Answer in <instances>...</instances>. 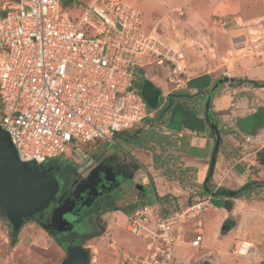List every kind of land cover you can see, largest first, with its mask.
Segmentation results:
<instances>
[{
  "label": "built area",
  "instance_id": "built-area-1",
  "mask_svg": "<svg viewBox=\"0 0 264 264\" xmlns=\"http://www.w3.org/2000/svg\"><path fill=\"white\" fill-rule=\"evenodd\" d=\"M186 63L182 47L146 31L141 12L123 0H90L76 19L60 0L8 1L0 8V127L23 163L70 157L81 144L116 146V134L152 116L133 87L137 71L167 64L179 90ZM163 204L155 198L126 214L146 251H121L124 263L190 264L178 250L202 247L199 218L210 200L168 213Z\"/></svg>",
  "mask_w": 264,
  "mask_h": 264
},
{
  "label": "rangeland",
  "instance_id": "rangeland-1",
  "mask_svg": "<svg viewBox=\"0 0 264 264\" xmlns=\"http://www.w3.org/2000/svg\"><path fill=\"white\" fill-rule=\"evenodd\" d=\"M8 1L14 0H0V8ZM123 1L141 12L146 31L150 32L155 29L164 35L168 41H176L181 44L186 55V72L188 75L204 72L206 69L203 67L198 69L196 65L200 63L201 66L207 60L215 62L218 60L217 52H225L227 49L230 50V54L225 53L226 59L222 62L229 66V69H225V71H228L231 77H243L244 74L239 71L240 64L238 63L243 55L247 56L248 64H258L262 62L259 61L260 58L264 61V53H260V51L264 52V0ZM84 2L89 3L90 0H75L76 5ZM149 3H152L150 7L148 6ZM175 8H178L183 14L179 15ZM94 19L98 21L97 18L94 17ZM216 38L219 39L216 40ZM213 55L214 58L212 59L211 56ZM248 69L253 74L254 80L255 78H264V67L262 69L254 67L255 70L253 71ZM170 74L171 69L167 64L161 67L145 66L143 70L137 71L133 87L139 93L142 82L148 79L160 90L163 100L165 98L163 95L172 92L174 89V85L167 81ZM192 103L194 102L186 101L190 108L196 105ZM200 104L197 108L202 111V103L200 102ZM147 110L152 115L155 113L150 108ZM215 123L218 132L224 133L221 130L222 126L219 119ZM141 125L144 127L141 132H145L141 136L143 141L147 139L146 136L151 135L150 132L154 134L153 139L145 142L142 148H135L131 145L130 141L126 139L128 138L127 134H116V146H109L103 141L92 142L90 145L81 144L72 156L51 159L48 164L58 166L61 176L69 181L75 177L79 161L85 165L88 160L94 161L110 155L122 157L123 154L127 153L135 158V161L141 166L135 178L140 181L144 175L148 174L149 185H143V191L140 195L135 189L138 183H129V186H123L120 191L112 195L115 200L128 201V203L139 200L141 203L151 204L154 202L152 194L154 190L156 193L167 196L168 200L175 201L177 209V206L185 204L187 198L190 200L193 197H200L202 190L196 185V175L192 173L182 175L176 163L175 165L173 163L176 156L175 139L171 137L172 133L166 135L168 132L166 124L161 125L158 122L148 124V121H143L130 130L134 132L133 130L140 128ZM183 141L185 142H183V146H185L187 143L185 139ZM214 144L215 142H212L211 155ZM159 146L163 147V151H160ZM83 153L86 154V157L83 156ZM154 155L160 156L158 163H154L152 159ZM263 180L264 175L262 174L255 182H262ZM207 187L212 191L217 189L212 181L207 184ZM238 188L241 187H236L233 190ZM257 188L254 189L253 193L245 194L238 199L227 198L222 201L223 199L220 198V206H215L212 201V206L216 209L206 210L199 218L202 223V247H181L177 252L178 259L193 264L196 259L208 253L206 256L213 261V264L263 263L264 186ZM226 202L230 205L228 211L223 208ZM162 207L165 213L169 212L167 205H162ZM226 215L237 222V227L233 228V231L231 230L227 235L220 236L218 229ZM100 218H103L100 223H104L103 228H99L97 233L94 231L96 236L93 238L82 242V246L87 249L90 264H126L121 258V251H126L131 255L145 253V243L127 231L129 222L125 214L119 210H111L105 215L100 214ZM193 227V224L187 226L189 239ZM112 242L114 243L112 244ZM244 242H249L250 246L246 250L247 254L240 256L236 250ZM64 257L63 250L56 242L38 224L32 221L25 222L17 237L12 238L11 227L0 211V264H60Z\"/></svg>",
  "mask_w": 264,
  "mask_h": 264
},
{
  "label": "crops",
  "instance_id": "crops-1",
  "mask_svg": "<svg viewBox=\"0 0 264 264\" xmlns=\"http://www.w3.org/2000/svg\"><path fill=\"white\" fill-rule=\"evenodd\" d=\"M151 5L152 3H149L148 6L150 7ZM175 9L179 15L183 14L178 8ZM151 31L165 38L159 31L155 29ZM165 39L167 40V38ZM218 39L216 38V40ZM171 43L181 47V44L176 41H171ZM222 52H217L218 60L215 62L207 60L201 66L200 63L196 65L198 69L202 67L206 69L204 72L196 75L191 73L188 75L186 72L187 82L179 90H186L190 95L196 94L199 90H204L205 94L204 97L202 96V101L197 96L194 98L196 100H194L197 105L196 107H199L200 102L203 107V101L212 91L210 102L211 113L209 116L213 118L211 121L215 125V121L219 119L222 126L221 130L224 132L222 134L219 133L221 143L215 159L212 183L215 184L217 189L233 190L236 187L243 186L250 180L257 181L262 174L264 175V166L257 162V153H264V78H255L254 80L253 74L251 71H248V68L252 71L255 70L254 67L262 69L264 61L260 58L261 60H258L262 62L254 65L248 64L247 56L243 55L238 60L240 64V68H238L244 74L243 77H231L228 71H225V69H229V66H226L222 62L226 59L225 53L230 54V50L227 49L225 52ZM260 53L264 52L260 51ZM211 58L213 59L214 55ZM228 76L236 80V82L218 83L219 79ZM237 81H240V83H237ZM251 82L259 84L260 87L255 86ZM173 91L175 90L173 89ZM170 93L163 95V97L166 98ZM165 98L162 102L165 101ZM167 119L166 129L168 132H166V135L172 133L171 137L175 139L176 165L185 174L192 173L196 175L197 180L195 182L201 185L209 169L211 145L212 142H215V136L213 138L211 135V128L206 122L204 112L196 113L190 109L174 107L167 115ZM184 139L187 143L185 146H183ZM142 180H144V183L141 182L143 185H149L148 174L144 175ZM152 194L154 199L157 198L161 202L166 201V204L163 205H167L169 211L176 210L175 201L172 199L168 200L167 196L156 193L154 190ZM215 198L217 199H213L207 195L205 199H209L210 203L213 201L215 206H220V198L223 199L222 201L227 199L225 197ZM211 208L215 207L211 206ZM235 223L234 228L237 227V222L235 221Z\"/></svg>",
  "mask_w": 264,
  "mask_h": 264
},
{
  "label": "water",
  "instance_id": "water-1",
  "mask_svg": "<svg viewBox=\"0 0 264 264\" xmlns=\"http://www.w3.org/2000/svg\"><path fill=\"white\" fill-rule=\"evenodd\" d=\"M233 81V78L223 77L218 80V83ZM139 93L148 108L152 110L158 109L161 92L151 81L145 79L142 82ZM211 95L212 91L203 101V112L211 130L214 132L215 144L208 174L202 183V187L204 192L211 198L226 197L232 199L235 197L237 190L216 189L212 191L207 187L208 179L213 174L220 143L217 126L208 119L211 113ZM51 169L53 168H46L44 164L36 165L33 162H20L9 134L0 127V211L11 227L12 238L17 237L22 226L27 221H36L43 229H46L45 224L40 219L49 206L55 202L61 189L60 180L55 173L51 172ZM109 172H111L109 168L104 170L105 178L108 180L111 179ZM112 175L115 174L113 173ZM95 177L96 172L93 171L86 180L84 187H91L92 180ZM135 187L137 191L143 190L141 184H137ZM89 192L88 196L94 194L96 190L91 188ZM68 200L69 198L64 199L54 209L51 216V225L54 230L60 233L68 232L71 229L69 227L70 223L64 218V215L70 211L67 207ZM223 208L228 211L230 210V205L226 202ZM235 225V221L226 215L220 223L218 235H227ZM60 264H90L87 249L81 245L69 243L68 246H65V257ZM195 264H213V261L209 260L208 256L203 255L196 260Z\"/></svg>",
  "mask_w": 264,
  "mask_h": 264
},
{
  "label": "flooded vegetation",
  "instance_id": "flooded-vegetation-1",
  "mask_svg": "<svg viewBox=\"0 0 264 264\" xmlns=\"http://www.w3.org/2000/svg\"><path fill=\"white\" fill-rule=\"evenodd\" d=\"M83 156L86 157V154L83 153ZM135 160L126 153L122 157L110 155L94 161L88 160L85 165L79 161L76 175L69 181L61 176L58 166H52L48 164L49 162L44 163L46 168H53L51 172L55 173L60 180L61 189L55 202L49 206L40 219L46 229H43L36 221L32 222L38 224L63 250L64 254L65 246H68L69 243L82 246V242L90 240L96 236L99 228H103L104 223L100 224L103 221V218L99 219L100 214L105 215L111 210L125 208L139 201L133 200L128 203V201H118L112 198L115 192L120 191L123 186L129 183H138L143 186L142 178L140 181L135 178L141 169L140 164ZM107 168L112 174H115L112 175L109 172L110 180L105 178L104 170ZM93 171L96 172V177L92 180L91 187L85 188V182ZM91 188L96 192L88 196ZM142 191H138L140 195ZM66 198H69L67 207L70 211L64 215V218L70 223L71 229L68 232L60 233L54 230L51 225V216L54 209Z\"/></svg>",
  "mask_w": 264,
  "mask_h": 264
},
{
  "label": "trees",
  "instance_id": "trees-1",
  "mask_svg": "<svg viewBox=\"0 0 264 264\" xmlns=\"http://www.w3.org/2000/svg\"><path fill=\"white\" fill-rule=\"evenodd\" d=\"M60 2H61L63 9L69 13L70 18H72V19H76L77 16L83 11V9L87 5V3H85V2L83 4L76 5L75 0H60ZM76 6H78V7H76ZM234 81L236 82V80H234ZM237 83H240V81H237ZM251 83H253L255 86L260 87V85L255 83V82H251ZM204 94H205L204 90H199L194 95H190L188 92H186V90H175V91H173L167 95L164 102H162L163 100L161 98L158 109L154 110L155 113H153L152 116L146 118L144 121H148V124H155L156 122H158L161 125H165L167 123V120H168L167 115L172 111V109L174 107L190 109V110L195 111L196 113H202L203 107H202V111H200L196 107V105H194L195 107L190 108L188 106V104H186V101H192V102H194L192 104H196V102H195L196 100L194 98L197 96V98H199L202 101ZM208 119L211 121L210 116H208ZM206 122H207V120H206ZM143 129H144V127L141 125L140 128L133 130L134 132H132V130H126V131H122V132L118 133V135H123V134L126 135L127 134L128 138H126V139H128L130 141L131 145H133L135 148H142L143 144L145 142L151 141L153 139V135H154V134H152V132H150L151 135L146 136L147 139L145 141H143V139L141 137L145 133V132H143V133L141 132ZM211 135L214 138L215 135H214V132L212 130H211ZM220 143H219V145H220ZM88 145H90V144H88ZM159 147H160V151H163L162 150L163 147L162 146H159ZM257 158H258L257 162L260 165L264 166V153L263 152L257 153ZM152 159H153L154 163H158L160 156L154 155ZM176 161H177V157L175 156V160H173L174 165H175ZM179 170H180V168H179ZM180 172L182 175L185 174L184 172H182V170H180ZM207 174H208V171L206 173V176H207ZM211 181H212V176L209 177L207 184L209 182L211 183ZM196 185H198V184H196ZM198 186L202 190L200 197H193L190 200H188L189 198H187L185 204H183L182 206H177L176 210L180 209L183 206L189 205V204L195 202L196 200L205 199L206 194L203 190L202 184L198 185ZM259 186L260 187L264 186V182L248 181L243 186H241V188H239V190H237L236 195L233 199H238V198H241L245 194L248 195L250 193H253L255 191L254 189H256ZM220 190H225V189L220 188ZM200 198H202V199H200ZM140 203H141V201H138L137 203L130 204L129 206H127L125 208H120L117 210L121 211L123 214L126 215V214H129L131 212V210L136 205H138Z\"/></svg>",
  "mask_w": 264,
  "mask_h": 264
},
{
  "label": "bare ground",
  "instance_id": "bare-ground-1",
  "mask_svg": "<svg viewBox=\"0 0 264 264\" xmlns=\"http://www.w3.org/2000/svg\"><path fill=\"white\" fill-rule=\"evenodd\" d=\"M250 246L249 242H244V244L242 245V247L240 248V252L239 254L244 256L246 253V249Z\"/></svg>",
  "mask_w": 264,
  "mask_h": 264
}]
</instances>
